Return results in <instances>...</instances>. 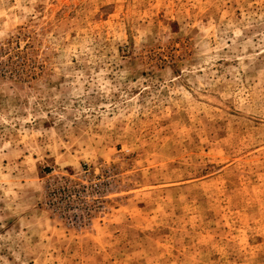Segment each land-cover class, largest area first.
<instances>
[{
	"label": "rangeland",
	"instance_id": "1",
	"mask_svg": "<svg viewBox=\"0 0 264 264\" xmlns=\"http://www.w3.org/2000/svg\"><path fill=\"white\" fill-rule=\"evenodd\" d=\"M0 264H264V0H0Z\"/></svg>",
	"mask_w": 264,
	"mask_h": 264
}]
</instances>
